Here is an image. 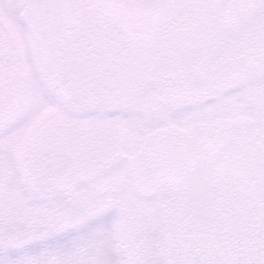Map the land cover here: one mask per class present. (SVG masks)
I'll list each match as a JSON object with an SVG mask.
<instances>
[{"label":"rangeland","instance_id":"rangeland-1","mask_svg":"<svg viewBox=\"0 0 264 264\" xmlns=\"http://www.w3.org/2000/svg\"><path fill=\"white\" fill-rule=\"evenodd\" d=\"M23 5L0 0V264H264V0L102 101L58 98Z\"/></svg>","mask_w":264,"mask_h":264},{"label":"flooded vegetation","instance_id":"flooded-vegetation-1","mask_svg":"<svg viewBox=\"0 0 264 264\" xmlns=\"http://www.w3.org/2000/svg\"><path fill=\"white\" fill-rule=\"evenodd\" d=\"M160 1L164 12L158 23L147 27L136 26L137 28H130L125 24L121 9L99 8L94 3L85 1L81 15L62 33L63 54L58 60V69L61 82L69 90L70 100H105L109 91L120 88V82L116 84L115 81L124 68L134 70L139 86L147 78L148 82L151 81L156 62L161 56L167 55L174 44L184 41L188 43L186 47L191 48L199 43L196 41L215 38L218 33L225 32L230 28L231 22L237 26L239 17L247 11L251 0H245L233 16L225 15L226 0H219L217 4L211 3L210 8H206V13L189 10L184 5L182 12L177 14L174 11L173 16L168 14L166 0ZM169 1L171 7H174L173 10H176L174 0ZM197 13L203 19L202 23L207 21L205 26H210L211 22L210 30H204L202 24L197 22ZM176 20L184 24L183 27H191L189 25L193 23L195 30L186 29L181 37L174 38L172 27ZM76 35L80 39L83 35L88 37L86 40L81 39V45L75 47L71 38ZM64 61L70 65L68 79L62 75ZM127 80L128 77L125 81ZM56 95L62 99L57 93Z\"/></svg>","mask_w":264,"mask_h":264},{"label":"water","instance_id":"water-1","mask_svg":"<svg viewBox=\"0 0 264 264\" xmlns=\"http://www.w3.org/2000/svg\"><path fill=\"white\" fill-rule=\"evenodd\" d=\"M85 1L99 8H119L130 28L156 25L164 8L160 0H25L19 20L37 43L47 77L56 93L69 98V90L61 82L58 60L62 52V33L82 13ZM245 0H226L225 15L235 14Z\"/></svg>","mask_w":264,"mask_h":264}]
</instances>
